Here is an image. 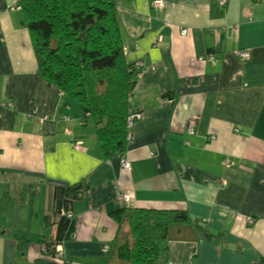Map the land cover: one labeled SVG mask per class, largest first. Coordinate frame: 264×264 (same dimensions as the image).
Here are the masks:
<instances>
[{"label":"crops","instance_id":"1","mask_svg":"<svg viewBox=\"0 0 264 264\" xmlns=\"http://www.w3.org/2000/svg\"><path fill=\"white\" fill-rule=\"evenodd\" d=\"M153 1L116 0L128 60L142 67L130 103L140 117L123 157L102 161L80 106L38 75L17 0H0V103H11L0 105V264H104L117 192L129 208L188 213L194 237L169 242L157 264H264V0ZM81 181L68 263L43 256L49 190Z\"/></svg>","mask_w":264,"mask_h":264},{"label":"trees","instance_id":"2","mask_svg":"<svg viewBox=\"0 0 264 264\" xmlns=\"http://www.w3.org/2000/svg\"><path fill=\"white\" fill-rule=\"evenodd\" d=\"M16 4L38 75L63 100L80 106L81 121L94 130L102 161L123 157L131 144L132 125L140 117L131 111L130 103L142 67L128 60L116 0H17ZM86 187L81 181L49 190L47 210L53 216L54 234L52 240L43 241V256L68 263L63 253L56 255L54 247L71 237L72 204ZM125 204L109 214L116 231L104 264H157L169 242L194 237L185 210L133 209ZM44 260L37 262L44 264Z\"/></svg>","mask_w":264,"mask_h":264},{"label":"built area","instance_id":"3","mask_svg":"<svg viewBox=\"0 0 264 264\" xmlns=\"http://www.w3.org/2000/svg\"><path fill=\"white\" fill-rule=\"evenodd\" d=\"M225 4V1L224 0H220L219 1V5L220 6H223ZM152 7L153 8H162V2L160 0H156V1H153L151 3ZM185 30L184 29H181L180 31V34L184 35L185 34ZM159 38H157V42L155 43L156 45L158 44V42H160L158 40ZM237 57L240 58V60H248L249 58V55L246 53V52H238L237 53ZM207 59L208 61H210V63H213L214 62V58L212 55H206V56H203V57H199V60H203V59ZM0 105L2 106H6V107H11V103H0ZM195 132V122L193 120H188L185 124V133L187 134L188 137L192 136ZM80 143L78 142V145ZM188 144L187 142L185 143V145ZM78 145L75 146V149H78ZM122 167L123 169L125 170H130V164L128 162H125V161H122ZM130 197L127 193L125 192H117L115 194V200L118 202V203H128ZM253 222V219L249 218L247 219V223L248 224H252ZM54 252L56 253V255L60 256L63 252H62V249H61V245H56L54 247Z\"/></svg>","mask_w":264,"mask_h":264},{"label":"rangeland","instance_id":"4","mask_svg":"<svg viewBox=\"0 0 264 264\" xmlns=\"http://www.w3.org/2000/svg\"><path fill=\"white\" fill-rule=\"evenodd\" d=\"M157 41L155 40V42L154 43H156Z\"/></svg>","mask_w":264,"mask_h":264}]
</instances>
